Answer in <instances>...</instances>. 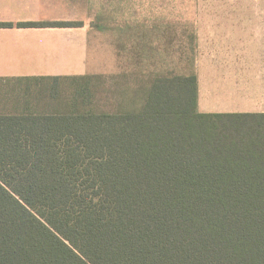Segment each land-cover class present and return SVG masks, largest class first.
Here are the masks:
<instances>
[{
  "label": "trees",
  "instance_id": "16d2710c",
  "mask_svg": "<svg viewBox=\"0 0 264 264\" xmlns=\"http://www.w3.org/2000/svg\"><path fill=\"white\" fill-rule=\"evenodd\" d=\"M137 80L0 110V264H264V114L201 113L196 73Z\"/></svg>",
  "mask_w": 264,
  "mask_h": 264
},
{
  "label": "crops",
  "instance_id": "0c3cea01",
  "mask_svg": "<svg viewBox=\"0 0 264 264\" xmlns=\"http://www.w3.org/2000/svg\"><path fill=\"white\" fill-rule=\"evenodd\" d=\"M203 0L220 16L200 21L198 106L203 114H264V0ZM76 0H0V110L34 112L68 77L90 76V27L20 26L76 22ZM216 15V14H213ZM7 24V25H2ZM55 104V103H54Z\"/></svg>",
  "mask_w": 264,
  "mask_h": 264
},
{
  "label": "rangeland",
  "instance_id": "374dc122",
  "mask_svg": "<svg viewBox=\"0 0 264 264\" xmlns=\"http://www.w3.org/2000/svg\"><path fill=\"white\" fill-rule=\"evenodd\" d=\"M76 5L80 9L71 11L76 22L90 27V77L110 84L197 73L200 21L222 12L213 5L209 10L203 0H76ZM248 13L264 16V10Z\"/></svg>",
  "mask_w": 264,
  "mask_h": 264
}]
</instances>
